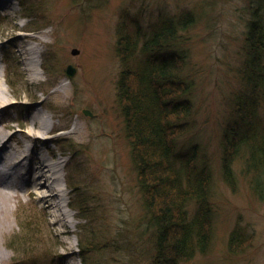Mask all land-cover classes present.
<instances>
[{
  "label": "rangeland",
  "instance_id": "1",
  "mask_svg": "<svg viewBox=\"0 0 264 264\" xmlns=\"http://www.w3.org/2000/svg\"><path fill=\"white\" fill-rule=\"evenodd\" d=\"M4 2L0 78L2 94L15 106L0 111V128L6 135L16 132L11 143L17 149L19 143L31 147L23 131L33 127L29 117L41 111L46 125L35 128L41 136L37 149L49 161L58 155L68 159L60 174L66 172L65 180L78 188L73 193L68 183L63 186L73 225L56 221L57 207L46 218L30 191L14 189L9 204L1 201L0 264H154L153 224L146 217L117 98L122 72L117 46L120 29L139 35L161 14L178 17L183 11L195 17L184 33L182 71L192 83L193 107L190 129L178 138L175 151L182 171L189 151H196L198 167L205 163L212 215L206 251L185 264H264V204L237 164L235 183L224 180L222 150L223 127L243 90L250 8L257 0H11L9 7ZM31 47L40 51L36 60ZM70 65L73 76L67 74ZM21 169L22 164L8 174ZM197 208L196 200L189 202L190 217ZM237 231L243 237L234 238L237 246L232 243L231 250ZM28 238L33 240L25 243ZM84 240H92L96 249L82 256Z\"/></svg>",
  "mask_w": 264,
  "mask_h": 264
},
{
  "label": "trees",
  "instance_id": "2",
  "mask_svg": "<svg viewBox=\"0 0 264 264\" xmlns=\"http://www.w3.org/2000/svg\"><path fill=\"white\" fill-rule=\"evenodd\" d=\"M254 4L244 47L243 90L223 127V176L233 185L235 165L240 166L242 177L264 204V0ZM159 17L143 35L120 29L117 53L122 72L117 98L146 217L153 224V263L185 264L197 251H206L212 224L211 178L205 163L198 167L196 151H189L182 171L175 151L178 138L190 129L192 83L182 77L187 61L183 38L195 17L186 11L178 17ZM192 200L198 208L190 217L187 208ZM79 207L86 211L84 201ZM235 237L238 241L243 236L240 231L232 234L231 250L232 243L237 246ZM90 241L81 242L82 256L96 249Z\"/></svg>",
  "mask_w": 264,
  "mask_h": 264
},
{
  "label": "bare ground",
  "instance_id": "3",
  "mask_svg": "<svg viewBox=\"0 0 264 264\" xmlns=\"http://www.w3.org/2000/svg\"><path fill=\"white\" fill-rule=\"evenodd\" d=\"M4 5L6 7L10 6L11 0H4ZM30 50H33L34 56L33 59L36 60V54L40 53L38 49L35 47H31ZM2 81L0 78V111L8 108L9 106L14 107V103L7 101V96L2 94ZM17 106H22L21 104ZM43 114L41 111H38V114L32 116L29 119L32 120V128L29 130H24L23 132L26 135V142H31L33 145L28 147L21 143L20 148H16L11 142L16 139V132L12 135H6L3 133L0 128V179L7 180V184H1L4 186V189L0 188V202L3 201L9 204L12 201L15 195L14 189L26 190L30 191L31 194H35L37 205L44 210V214L47 217L52 216V209L55 207L58 208L59 214L54 213V217H56V221H66L67 223L73 225L72 215L66 209V206L69 205L67 202L68 189L63 186L67 185V181L65 180L63 174H60V170L65 171L67 160L58 155L56 159L52 156V158L46 157L37 149V145L39 143V139L41 136L37 134L38 131H35V128H44L46 125V121L43 124V118L40 116ZM1 117H0V125H1ZM39 125L38 127H36ZM4 130L9 128V124H5L2 127ZM48 128V127H46ZM25 138V137H24ZM47 140V139H46ZM43 145H46V141ZM22 164V169L25 171L27 178L23 179L18 174V171H11L14 168L19 167ZM23 176V175H22ZM4 180H2L4 182ZM61 181V183H60ZM66 182L63 185L62 182ZM22 183V184H20ZM56 184L59 187H56ZM69 185V183H68ZM9 190L14 191L13 193L9 192ZM32 196V195H31ZM44 204L41 207L40 204Z\"/></svg>",
  "mask_w": 264,
  "mask_h": 264
},
{
  "label": "water",
  "instance_id": "4",
  "mask_svg": "<svg viewBox=\"0 0 264 264\" xmlns=\"http://www.w3.org/2000/svg\"><path fill=\"white\" fill-rule=\"evenodd\" d=\"M73 54H79V51H78L77 49H74V50H73ZM75 71H76V69H75L73 66L70 65V66L68 67V69H67V74H68L69 76H73V75L75 74ZM85 113L91 115V113L88 112V111H85Z\"/></svg>",
  "mask_w": 264,
  "mask_h": 264
}]
</instances>
